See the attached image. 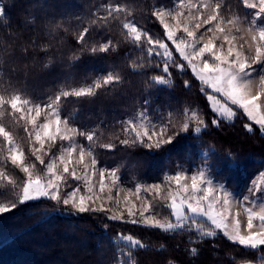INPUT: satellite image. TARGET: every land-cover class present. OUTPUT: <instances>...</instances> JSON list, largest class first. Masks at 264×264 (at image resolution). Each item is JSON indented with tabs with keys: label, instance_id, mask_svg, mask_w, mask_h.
Listing matches in <instances>:
<instances>
[{
	"label": "snow or ice",
	"instance_id": "1",
	"mask_svg": "<svg viewBox=\"0 0 264 264\" xmlns=\"http://www.w3.org/2000/svg\"><path fill=\"white\" fill-rule=\"evenodd\" d=\"M14 6L0 0V215L50 201L68 214L179 237L169 246L117 232L109 239L108 264H141L147 252L157 254L155 264H182L170 251L196 264L202 246L220 235L237 249L225 253L226 264H264V170L243 190L231 188L217 169L221 159L237 166L236 155L229 150L220 157L202 140L210 128L237 119L246 133L264 138V0H106L70 19L49 0H27L13 27L8 10ZM85 57L108 61L106 69L75 85L72 77L54 78L43 90L28 81L36 69L46 78L58 62L71 69ZM189 73L183 87L198 83L210 120L197 106L156 102L162 88L175 87V76ZM131 76L142 77L141 98L125 119L89 123L78 109L65 113L67 103L131 87ZM182 137L198 142L196 153L189 148L170 161L155 182L133 174V187H124L122 172L135 166L130 157L100 166L102 151L159 152Z\"/></svg>",
	"mask_w": 264,
	"mask_h": 264
},
{
	"label": "trees",
	"instance_id": "2",
	"mask_svg": "<svg viewBox=\"0 0 264 264\" xmlns=\"http://www.w3.org/2000/svg\"><path fill=\"white\" fill-rule=\"evenodd\" d=\"M104 2L106 0H49V3L54 5V12L65 13L66 19L74 15L84 16L93 9V6ZM4 3L9 6L15 5L8 10L15 27L24 18L27 0H4ZM140 3L151 4L152 0H140ZM71 22L73 25L77 23L74 19ZM24 34L25 38L31 35L29 31H25ZM68 41H72L71 34H68ZM52 51L55 53L56 49L53 48ZM27 62L31 64L30 59ZM107 63L108 61L103 59L85 57L74 68L69 69L62 67L58 62L46 78L41 77L39 69H36L29 75L28 81L41 90L53 86L54 78L63 81L65 77H72V83L75 85L85 77L90 81L106 69ZM188 78L190 73L175 76V87L162 88L156 102L170 100L172 103H188L203 109L210 120L212 114L205 107L207 101L199 93L198 83H194L190 89H184L183 80ZM129 81L131 87L126 83L115 94L108 93L94 100L67 103L65 113L78 109L79 119L89 123L103 120L111 124L123 120L132 114L136 101L141 98L142 77L131 76ZM24 135L23 132H19L18 138ZM202 140L206 144L213 143L220 157L229 150L236 155L237 166L230 167L221 159L217 169V178L227 177L231 188L243 190L258 171L264 170V138L246 133L239 119L232 125L224 124L221 129L210 128L202 136ZM196 143L198 142H194L191 137H182L174 145L159 152H148L142 148L126 150L123 147L114 152L102 151L100 166L115 167L130 157L135 166L131 172H122V182L127 186H133L131 179L135 174L141 182L152 183L161 179L163 173L172 167L170 161L183 156L189 148L195 154ZM195 162L199 163V159ZM163 214L166 215L167 211L165 210ZM105 223L109 225L107 233L104 232ZM117 232L132 233L146 243L166 240L169 246L175 245L179 240V237L177 239L163 237L156 230L107 221L101 215L85 213L77 216L66 213L62 207L54 210L52 202L44 201L21 205L0 215V264H108L113 253L109 239ZM213 243L217 246L215 249L212 247ZM234 251L237 249L220 235L202 246L196 264H226L225 253ZM166 254L175 255L182 264H187L183 252L170 251ZM157 258V254L152 252L140 254L141 264H155Z\"/></svg>",
	"mask_w": 264,
	"mask_h": 264
},
{
	"label": "rangeland",
	"instance_id": "3",
	"mask_svg": "<svg viewBox=\"0 0 264 264\" xmlns=\"http://www.w3.org/2000/svg\"><path fill=\"white\" fill-rule=\"evenodd\" d=\"M122 183H123V182H122ZM123 186H124V187H133V186H127V185H126V184H124V183H123Z\"/></svg>",
	"mask_w": 264,
	"mask_h": 264
}]
</instances>
